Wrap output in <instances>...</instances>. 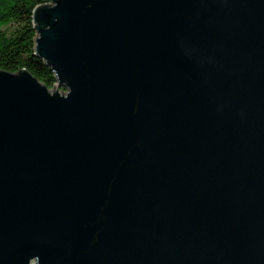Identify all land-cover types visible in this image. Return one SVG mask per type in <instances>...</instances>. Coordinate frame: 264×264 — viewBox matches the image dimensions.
<instances>
[{
    "label": "water",
    "instance_id": "1",
    "mask_svg": "<svg viewBox=\"0 0 264 264\" xmlns=\"http://www.w3.org/2000/svg\"><path fill=\"white\" fill-rule=\"evenodd\" d=\"M33 23L57 86L0 70V264H264V0Z\"/></svg>",
    "mask_w": 264,
    "mask_h": 264
},
{
    "label": "trees",
    "instance_id": "2",
    "mask_svg": "<svg viewBox=\"0 0 264 264\" xmlns=\"http://www.w3.org/2000/svg\"><path fill=\"white\" fill-rule=\"evenodd\" d=\"M52 0H0V70L29 71L49 89L57 84L55 75L35 53L36 30L33 11Z\"/></svg>",
    "mask_w": 264,
    "mask_h": 264
},
{
    "label": "rangeland",
    "instance_id": "3",
    "mask_svg": "<svg viewBox=\"0 0 264 264\" xmlns=\"http://www.w3.org/2000/svg\"><path fill=\"white\" fill-rule=\"evenodd\" d=\"M55 86H57V85H55ZM53 91H54V88H53ZM58 92H59L60 94L64 95V94L66 93V90L63 89V88L58 87Z\"/></svg>",
    "mask_w": 264,
    "mask_h": 264
}]
</instances>
